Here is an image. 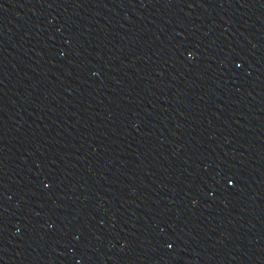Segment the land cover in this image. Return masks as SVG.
<instances>
[{
    "label": "water",
    "instance_id": "1",
    "mask_svg": "<svg viewBox=\"0 0 264 264\" xmlns=\"http://www.w3.org/2000/svg\"><path fill=\"white\" fill-rule=\"evenodd\" d=\"M0 264H264V0H0Z\"/></svg>",
    "mask_w": 264,
    "mask_h": 264
}]
</instances>
